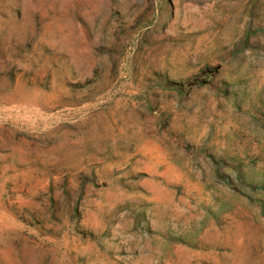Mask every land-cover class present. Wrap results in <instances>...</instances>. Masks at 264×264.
I'll return each mask as SVG.
<instances>
[{"label":"rangeland","instance_id":"obj_1","mask_svg":"<svg viewBox=\"0 0 264 264\" xmlns=\"http://www.w3.org/2000/svg\"><path fill=\"white\" fill-rule=\"evenodd\" d=\"M0 264H264V0H0Z\"/></svg>","mask_w":264,"mask_h":264}]
</instances>
